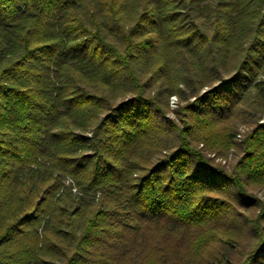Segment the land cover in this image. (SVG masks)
<instances>
[{
	"label": "trees",
	"instance_id": "obj_1",
	"mask_svg": "<svg viewBox=\"0 0 264 264\" xmlns=\"http://www.w3.org/2000/svg\"><path fill=\"white\" fill-rule=\"evenodd\" d=\"M263 116L264 0H0V264H264Z\"/></svg>",
	"mask_w": 264,
	"mask_h": 264
},
{
	"label": "rangeland",
	"instance_id": "obj_2",
	"mask_svg": "<svg viewBox=\"0 0 264 264\" xmlns=\"http://www.w3.org/2000/svg\"><path fill=\"white\" fill-rule=\"evenodd\" d=\"M179 90L181 91V93H184L182 96H185L186 94L188 95L190 92L189 89H187V87L185 85H180L179 86ZM181 97L178 95H174L171 96L169 99V108H170V112L168 113L167 117L173 119V120H177L178 118L175 114V111L181 107V105H183L185 102L181 101L180 99ZM263 120H261V122L264 121V116L262 117ZM254 121V117L253 116H244L243 118L239 119V120H234L231 121V123H233L235 125V130L233 132L235 135V142L238 145H235L232 149H230L229 151H226L225 153L219 155V156H215V154H210L211 157H215V160L217 163H221L222 165H226L227 167L232 166L233 164H235L237 158L239 157V143L242 139V135L245 134L247 132V130L250 129L251 127V123ZM224 131V130H223ZM223 131H221L223 133ZM230 131V130H229ZM218 250H221L220 247L218 248Z\"/></svg>",
	"mask_w": 264,
	"mask_h": 264
}]
</instances>
